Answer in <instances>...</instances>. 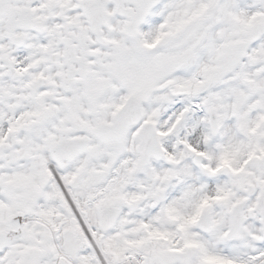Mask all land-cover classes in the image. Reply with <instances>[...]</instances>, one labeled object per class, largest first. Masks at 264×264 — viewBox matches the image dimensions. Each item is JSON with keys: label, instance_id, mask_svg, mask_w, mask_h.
Listing matches in <instances>:
<instances>
[{"label": "snow or ice", "instance_id": "snow-or-ice-1", "mask_svg": "<svg viewBox=\"0 0 264 264\" xmlns=\"http://www.w3.org/2000/svg\"><path fill=\"white\" fill-rule=\"evenodd\" d=\"M0 264H264V0H0Z\"/></svg>", "mask_w": 264, "mask_h": 264}]
</instances>
